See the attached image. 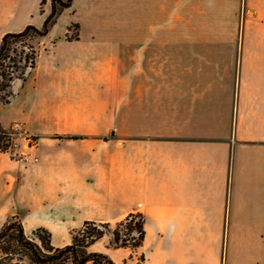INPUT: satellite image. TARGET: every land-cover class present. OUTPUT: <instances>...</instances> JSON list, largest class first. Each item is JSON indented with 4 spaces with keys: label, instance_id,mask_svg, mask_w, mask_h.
<instances>
[{
    "label": "crops",
    "instance_id": "crops-1",
    "mask_svg": "<svg viewBox=\"0 0 264 264\" xmlns=\"http://www.w3.org/2000/svg\"><path fill=\"white\" fill-rule=\"evenodd\" d=\"M50 9L0 0V42ZM211 15L238 28H173ZM45 36L36 75L0 105L2 128L36 137L21 159L0 151V226L16 217L60 247L84 221L139 212L138 248L92 251L115 264H264V0H72Z\"/></svg>",
    "mask_w": 264,
    "mask_h": 264
},
{
    "label": "trees",
    "instance_id": "trees-1",
    "mask_svg": "<svg viewBox=\"0 0 264 264\" xmlns=\"http://www.w3.org/2000/svg\"><path fill=\"white\" fill-rule=\"evenodd\" d=\"M72 0H51V9L41 27L28 24L19 32L5 33L0 42V105L10 101V86L14 79L23 81L36 66L39 38L45 36L60 12ZM44 1H41L43 4ZM11 137L0 126V151H5ZM136 219V220H135ZM143 216L131 212L114 223L84 221L81 227L70 231L71 239L66 245L51 244L50 233L44 228L26 235L22 223L16 217L6 219L0 226V264H115L105 253L92 251L89 246L105 234H110L109 246L129 248L134 251L144 238ZM142 260L143 257L138 258Z\"/></svg>",
    "mask_w": 264,
    "mask_h": 264
},
{
    "label": "rangeland",
    "instance_id": "rangeland-1",
    "mask_svg": "<svg viewBox=\"0 0 264 264\" xmlns=\"http://www.w3.org/2000/svg\"><path fill=\"white\" fill-rule=\"evenodd\" d=\"M43 4L40 5V8H42ZM197 17V16H196ZM200 17L199 20H195V21H180L177 23H174L173 28H178V29H208V30H218V29H237L238 28V23L234 20H231L232 18H234L233 16L227 15V16H219V15H211L210 17H212L211 20L209 21H204L202 20V16H198V18ZM208 17V16H207ZM221 17V19H219ZM69 20V15H66L62 18V20H60L57 24V26L54 28L53 33L60 31L64 25L66 24V22ZM170 23H164V28H172V25H169ZM69 31L68 34L69 36L67 37L68 39L70 38H74L77 31H78V27L76 24L72 23L70 26H68ZM39 43H38V54L39 53H44L45 51H47V49L50 47L51 43H49L48 38L46 36H43L41 38H39ZM211 44L212 45H216L219 41V39L216 38H211L210 39ZM38 56V55H37ZM37 67V62H36V66L33 70L30 71V73L28 74V76L26 77V80L23 81L20 78H16L14 79V81L12 82V84L14 82H16L17 84H23L24 82H26L28 79H32L35 75H36V69ZM12 84L10 86V92H12ZM101 88V87H100ZM118 104V103H115ZM121 121V119H120ZM19 123V128L16 131V134L14 135L15 140L18 142L19 144V151H20V155L19 156H23L22 154L24 150H28L31 148V146L36 142V137H34V135L32 134H28L26 133V131L24 130L22 124L20 122ZM121 125V122H120ZM10 129V128H9ZM105 136H111V135H105ZM116 138V143L120 144L122 141V135H115ZM11 157V156H10ZM20 157H17L16 159H19ZM136 220V219H135ZM114 227V223L111 224V228ZM28 236L32 237V232L27 234ZM111 239V235L110 234H105L102 238L96 240L94 243H92L89 246L90 250H94V249H102L103 247L106 248H111L112 247L109 246V241ZM120 251H123L122 249ZM22 264H28L27 260L24 259L22 261ZM67 264H71V263H67Z\"/></svg>",
    "mask_w": 264,
    "mask_h": 264
},
{
    "label": "built area",
    "instance_id": "built-area-1",
    "mask_svg": "<svg viewBox=\"0 0 264 264\" xmlns=\"http://www.w3.org/2000/svg\"><path fill=\"white\" fill-rule=\"evenodd\" d=\"M18 128H19V123L15 122L12 124L10 129H7L8 134L10 135L11 139L8 142L9 145L7 149L4 151V152H7L14 159H16L17 157H20L19 159L24 157V154H22L23 156H19L20 155L19 144L14 138V135L16 134V131L18 130Z\"/></svg>",
    "mask_w": 264,
    "mask_h": 264
}]
</instances>
